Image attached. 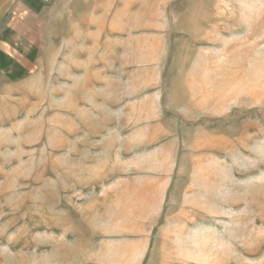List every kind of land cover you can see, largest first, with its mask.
Instances as JSON below:
<instances>
[{
	"label": "rangeland",
	"instance_id": "obj_1",
	"mask_svg": "<svg viewBox=\"0 0 264 264\" xmlns=\"http://www.w3.org/2000/svg\"><path fill=\"white\" fill-rule=\"evenodd\" d=\"M54 1L0 69V264H264V0H106L98 43Z\"/></svg>",
	"mask_w": 264,
	"mask_h": 264
},
{
	"label": "crops",
	"instance_id": "obj_2",
	"mask_svg": "<svg viewBox=\"0 0 264 264\" xmlns=\"http://www.w3.org/2000/svg\"><path fill=\"white\" fill-rule=\"evenodd\" d=\"M54 2L53 8L57 10L58 19H60V17H62L64 20L65 18L71 19L73 14L71 10L73 6L71 5H74L75 8L78 7L80 9V14H77L76 17L83 16L86 21L89 18L91 22L97 23L98 31L94 33L92 32L88 35L89 38L94 39L95 43L100 42L102 37L106 35V0H103V5L102 0H55ZM84 2H88V5H84ZM89 2H93V4ZM15 8V10H17L15 19L13 21L10 20L7 25V29L0 32V62L2 64L0 65L1 72H5L6 67L10 66V45L12 34L15 33L19 39L22 38V36L27 39L29 32H31L30 27L33 24V20L42 15L41 13L49 7L47 3L44 2V0H17ZM92 8L94 11H92Z\"/></svg>",
	"mask_w": 264,
	"mask_h": 264
},
{
	"label": "built area",
	"instance_id": "obj_3",
	"mask_svg": "<svg viewBox=\"0 0 264 264\" xmlns=\"http://www.w3.org/2000/svg\"><path fill=\"white\" fill-rule=\"evenodd\" d=\"M50 1H51V0H44V2L47 3V4L50 3Z\"/></svg>",
	"mask_w": 264,
	"mask_h": 264
}]
</instances>
